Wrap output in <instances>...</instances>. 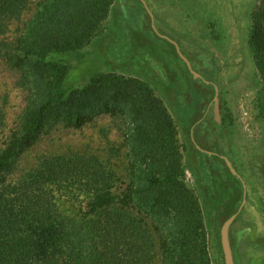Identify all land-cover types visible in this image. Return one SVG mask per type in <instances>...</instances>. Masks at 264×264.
I'll return each mask as SVG.
<instances>
[{
    "label": "trees",
    "instance_id": "16d2710c",
    "mask_svg": "<svg viewBox=\"0 0 264 264\" xmlns=\"http://www.w3.org/2000/svg\"><path fill=\"white\" fill-rule=\"evenodd\" d=\"M28 2L0 0V13L22 8ZM116 2L117 6L114 0L38 2L12 55L13 65L22 70L30 85V96L20 132L0 152V182L4 181L2 174L35 144L46 128L59 122L79 128L99 112L114 113L115 99L107 101L103 92L117 86L129 108L128 126L123 134L129 175L125 205L114 207L115 172L97 158L72 154L47 158L26 170L18 182L0 183V264H153L156 244L159 264H210L200 206L182 182L184 169L175 143V127L162 102L145 83L134 79L118 82L107 74L103 77L106 84L98 80L100 75L81 84L89 72L76 69L78 63L70 61L71 54L97 32L109 11L117 13L122 7L120 0ZM262 10L255 12L250 44L262 82L255 107L264 119ZM206 52L218 68L213 54ZM204 81L210 84L211 94L218 95V75ZM2 122L0 105V126ZM218 127L221 134L213 135L212 129ZM190 132L201 177L207 182L210 177L228 179V174L236 179L230 184L221 179L218 195L208 194L209 189H205L204 198L207 202L222 198L220 216L225 220L236 214L232 222L237 221L248 191L227 165L229 160L234 167L226 149L224 127L213 117L203 141H198L196 126ZM218 139L220 148L216 145ZM63 187L85 192L89 210L78 218L63 216L55 198V190ZM209 223L212 224V218ZM253 236L261 253L246 259L260 264L254 260L264 259V238L256 236L251 227V243L255 242Z\"/></svg>",
    "mask_w": 264,
    "mask_h": 264
},
{
    "label": "rangeland",
    "instance_id": "374dc122",
    "mask_svg": "<svg viewBox=\"0 0 264 264\" xmlns=\"http://www.w3.org/2000/svg\"><path fill=\"white\" fill-rule=\"evenodd\" d=\"M39 1L29 0L22 8L0 13V105L3 110L0 152L20 132L22 115L29 103L30 85L22 70L13 65L12 55L16 40ZM120 3L122 7L117 13L111 9L97 32L71 54L72 64L78 63L76 69L89 72L79 83L100 75L98 80L106 84L103 77L109 74L118 82L134 79L145 83L159 98L175 127V143L184 169L182 182L200 206L209 262L224 264L220 244L224 218L219 214L222 198L207 202L204 190L218 195L221 179L228 184L232 180L235 183L236 179L230 174L229 180L219 176L220 180L210 177L207 182L201 177L190 137L194 126L198 141H203L207 134L214 117V95L204 80L218 75L219 122L227 134L228 154L248 191L240 218L229 226V240L235 264H252L246 257L258 256L261 249L254 245L257 242L254 236V243L248 239L251 227L256 236L264 238V119L255 107V96L262 82L250 39L255 12L263 9L264 14V0H120ZM206 51L213 54L218 68ZM103 95L107 101L115 99L114 113L99 112L79 128L61 122L46 128L35 144L2 174L4 181L0 183L18 182L26 170L53 156H93L115 172L114 207L125 205L129 175L128 148L123 134L128 126L129 108L117 86L105 89ZM212 132L218 135L221 129L214 128ZM220 143L216 140L218 148ZM218 165L226 172L224 164ZM58 189L55 198L63 216L78 218L89 210L85 192L75 187ZM158 252L156 244L153 264H159ZM255 262L261 264L264 259L259 257Z\"/></svg>",
    "mask_w": 264,
    "mask_h": 264
},
{
    "label": "water",
    "instance_id": "95a60500",
    "mask_svg": "<svg viewBox=\"0 0 264 264\" xmlns=\"http://www.w3.org/2000/svg\"><path fill=\"white\" fill-rule=\"evenodd\" d=\"M177 49H178V46H177ZM184 59L186 60L187 64L189 65L187 58L184 57ZM189 68L191 70L190 65H189ZM194 75L198 76L197 73ZM213 103H214L213 114H214L215 119L219 122L220 118H219L218 95L217 94H215L213 96ZM226 162H227V165L229 166L230 170L232 171V173L237 174L235 168L231 165V162L229 160H227ZM235 216H236V214H232L231 216H229L227 219H225L223 221V223L220 227V244H221V249H222V253H223L224 264H235L234 259H233V253H232L230 241H229V235H228L229 226L232 223V221L234 220Z\"/></svg>",
    "mask_w": 264,
    "mask_h": 264
}]
</instances>
